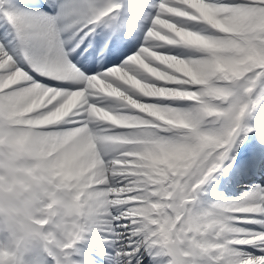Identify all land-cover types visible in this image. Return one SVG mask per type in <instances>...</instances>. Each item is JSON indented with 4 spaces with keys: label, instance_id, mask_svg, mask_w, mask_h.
I'll use <instances>...</instances> for the list:
<instances>
[{
    "label": "snow or ice",
    "instance_id": "snow-or-ice-1",
    "mask_svg": "<svg viewBox=\"0 0 264 264\" xmlns=\"http://www.w3.org/2000/svg\"><path fill=\"white\" fill-rule=\"evenodd\" d=\"M45 2L0 0V264H78L77 243L113 220L117 264H264V186L198 205L240 144L264 146V123L247 122L264 104V0H139L123 14L122 0ZM100 24L108 51L143 38L118 65L78 66ZM75 157L87 171L65 175Z\"/></svg>",
    "mask_w": 264,
    "mask_h": 264
},
{
    "label": "bare ground",
    "instance_id": "bare-ground-1",
    "mask_svg": "<svg viewBox=\"0 0 264 264\" xmlns=\"http://www.w3.org/2000/svg\"><path fill=\"white\" fill-rule=\"evenodd\" d=\"M19 1H21V3L23 2V0H15L16 3ZM42 1L44 3H46L45 0H42ZM11 4H13V3L11 2ZM46 9H47V11H49L48 7H46ZM100 29H105L103 24H100L99 26H97L95 34ZM5 32L6 31H3L2 28H0V38H1V36H4ZM101 33L102 32L100 31L98 33L97 37H99V35ZM95 34L90 35L86 38L91 40ZM66 35L71 36L72 33H66ZM80 35H83V33H81ZM76 37H78V36H76ZM142 38H143V34L141 32V33L137 34V36L134 40L125 41L122 46L112 47V45L109 44L108 47H111V51L107 50L105 52V54L103 53V51L95 52L94 59L89 62L87 68H93L94 67L97 70H101L102 66L109 64L110 62L119 61V58L122 54H124V53H126L132 49L135 50L139 46V42H140V40H142ZM9 39H11L10 36H9ZM74 39L71 40V43L68 45L69 47L73 46L71 44H72ZM79 47L81 48V45ZM90 52H91V49L89 48L86 51V53H90ZM119 64H120V62H119ZM112 65H115V64H110V66H112ZM259 106H262L264 108V104L259 105ZM259 106L257 107V109L254 112L250 113L249 116L247 117L248 123L253 124V125L258 124V123H264V109L263 110L259 109ZM257 110H259L260 112H257ZM253 114H254V116H253ZM248 136L250 138H254L255 132L248 133ZM249 140H253V139H249ZM78 159H79L78 157L69 158L62 165V171L64 172L65 175L82 176L85 174V172L87 171V168H86V166H84L82 164L77 166ZM260 165L261 164H257V168L255 170L256 172H258V167ZM227 171L221 170L220 172L216 173L214 178L210 179L202 187V190L200 192L199 199H198V205L199 206L206 207L207 205H209L213 202H216L218 200H222V199L243 198L246 193H249L250 191L254 190L257 186H264V184H263L264 181H263V183L261 182V180H264V165H262L259 172L257 173V179H256V180H258L257 182H250V179L255 177L254 173L238 172L236 174L235 178L241 179V181L244 182L243 184L233 185V186H230L226 189H224V188L220 189L221 184L219 182H217V179L220 181H223L225 179V173ZM245 183L250 184V186L245 187L244 186ZM251 184H256V185H251ZM236 215L241 216V217H251V216H255L257 214L239 212V213H236ZM102 223H104V222H102ZM114 223H115V221H114ZM234 223L236 224L237 227L242 228V229H249V228L259 229V227H260L258 224L249 223L246 220H238V221H235ZM101 227H102V224H100V226L97 228H101ZM97 228H93L89 232L96 231ZM80 241L82 243H84L85 245H88V246L94 244L93 243L94 240L91 238V234L84 235V238ZM95 245L106 248L112 252V256H109L108 259L107 258L104 259L103 264H117L116 258L114 257V252L117 248L122 247V245H120L114 239L108 240L105 243H95ZM237 247H238V245H237ZM238 248H240L244 252H250V253H253L255 255H260V254L253 252V246H251V245H240ZM145 256L147 259V264H153L152 258L148 257L147 253H145ZM77 259L83 261L84 264H91L89 261H87V259L83 255H78Z\"/></svg>",
    "mask_w": 264,
    "mask_h": 264
},
{
    "label": "rangeland",
    "instance_id": "rangeland-1",
    "mask_svg": "<svg viewBox=\"0 0 264 264\" xmlns=\"http://www.w3.org/2000/svg\"><path fill=\"white\" fill-rule=\"evenodd\" d=\"M11 2H12V3H16L15 0H9V4H10V5H11ZM2 37H3V36H1V38H2ZM106 66H109V64H107Z\"/></svg>",
    "mask_w": 264,
    "mask_h": 264
}]
</instances>
